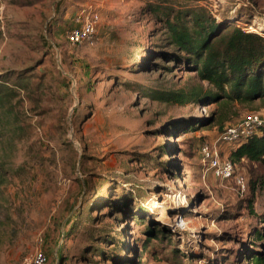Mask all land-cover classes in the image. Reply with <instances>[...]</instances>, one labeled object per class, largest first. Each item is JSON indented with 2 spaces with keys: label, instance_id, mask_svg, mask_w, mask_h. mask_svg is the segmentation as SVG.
I'll return each mask as SVG.
<instances>
[{
  "label": "rangeland",
  "instance_id": "rangeland-1",
  "mask_svg": "<svg viewBox=\"0 0 264 264\" xmlns=\"http://www.w3.org/2000/svg\"><path fill=\"white\" fill-rule=\"evenodd\" d=\"M158 4L0 0V77H21H7L17 95L0 141V264H21L38 250L52 264L59 246L63 264H213L223 254L234 258L237 242L245 247L248 230L263 224L264 189L240 192L233 180L205 173L200 146L213 142L223 123L263 111L264 99L220 107L150 97L153 89H210L184 62L159 53L173 45L165 17L152 9ZM163 5L169 19L194 8L264 33V0ZM86 7L98 11L96 34L92 43L70 45L65 30ZM188 123L199 127H175ZM233 146L217 143L221 154ZM236 172L249 180L263 167L242 159ZM148 223L164 225L170 239L154 241ZM257 245L264 251V239Z\"/></svg>",
  "mask_w": 264,
  "mask_h": 264
},
{
  "label": "trees",
  "instance_id": "trees-1",
  "mask_svg": "<svg viewBox=\"0 0 264 264\" xmlns=\"http://www.w3.org/2000/svg\"><path fill=\"white\" fill-rule=\"evenodd\" d=\"M156 1L159 4L152 5V9L157 12V15L161 14L165 17L168 41L170 45H173L172 49L161 50L159 53L161 52L162 55L171 57L178 62H184L186 67L194 71L200 80L209 84L210 89L194 88L177 91L153 89L148 92L150 97L170 104L206 101L220 107L230 102L250 103L264 99V33L248 30L246 26L245 28L237 23L217 22L211 16L206 17L205 14L194 8L178 10L173 19H169L170 6L163 5L169 0ZM75 13L69 26L73 24ZM7 77H10L13 82L21 79L15 73L11 76L0 77V141L14 115L15 106H13L12 99L17 95L16 86L8 84ZM228 123L230 122L223 123L220 128ZM175 127L182 132H187L188 129H197L199 126L188 123L181 128ZM222 155L230 157L235 166L236 161L242 159L259 163L263 167V172L250 177L249 180L246 178V192L248 186H250V190L256 187L264 189V124L258 126L250 135L234 142V146ZM4 170V159L0 157V186L6 182ZM82 183L84 190L91 188L89 180H83ZM252 205L253 201L249 199L246 207L250 213L255 215ZM75 217L82 218L81 212ZM258 218L263 224L248 230L247 239H245L247 245L240 249V246L243 245L240 239L241 241L237 242L239 248L233 251L234 258L229 259L223 254L213 264H264V251L257 248V242L264 239V213L260 214ZM137 220L141 221L139 218ZM67 221L69 223L68 219L66 223ZM156 225L148 223L146 227V231L152 235V239L158 241L159 237L162 238L164 235L170 239V231L166 230L162 224ZM68 234L69 232L63 231L62 238ZM152 239H146V244L142 248L145 249L153 241ZM119 241L117 239L113 241L116 246L112 249L114 252L121 248ZM65 261L66 258L59 246L52 264H63Z\"/></svg>",
  "mask_w": 264,
  "mask_h": 264
},
{
  "label": "built area",
  "instance_id": "built-area-1",
  "mask_svg": "<svg viewBox=\"0 0 264 264\" xmlns=\"http://www.w3.org/2000/svg\"><path fill=\"white\" fill-rule=\"evenodd\" d=\"M91 8L86 7L77 11L73 17V24L65 30V39L70 45L92 43L100 17L98 11ZM249 28L256 31L252 26ZM263 124L264 110L250 112L240 119L222 126L213 142L206 141L200 146L204 172L210 171L215 178L221 181L232 179L238 190L245 192L247 190L246 177L242 173L236 172L235 163L230 157L221 154L217 143L221 141L234 143L250 135ZM45 262V253L43 250H38L31 257L25 258L21 264H44Z\"/></svg>",
  "mask_w": 264,
  "mask_h": 264
}]
</instances>
